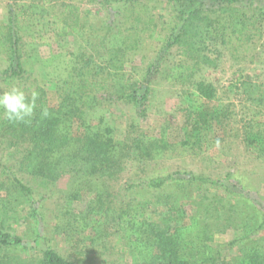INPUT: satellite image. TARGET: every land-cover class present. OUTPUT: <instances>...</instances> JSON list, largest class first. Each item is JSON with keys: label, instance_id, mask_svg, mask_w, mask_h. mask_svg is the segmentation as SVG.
Here are the masks:
<instances>
[{"label": "rangeland", "instance_id": "rangeland-1", "mask_svg": "<svg viewBox=\"0 0 264 264\" xmlns=\"http://www.w3.org/2000/svg\"><path fill=\"white\" fill-rule=\"evenodd\" d=\"M41 2L0 0V31L9 24L15 4ZM52 2L56 3V12H68L62 6L67 2ZM73 3L76 8L72 16L78 14L82 26L70 35L49 44L28 42L26 35L22 37L24 68L31 80L45 90L48 104L57 107L58 83L68 78L79 54L94 53L99 62L100 55L105 61L107 44L102 43L103 38L130 30L129 43L136 44L127 52L125 72L148 92L141 109L144 115H138L133 103H105L68 124L67 130L85 136L105 134L109 128L119 144L133 125L134 133L146 137L144 143L164 139L172 147L152 161L129 154L117 182L72 174L49 189L38 190L30 178L19 173L22 182L33 189L38 204L34 211L29 207L19 215L9 234L21 244L6 247L5 253L40 260L43 251L50 249L71 261L84 259L89 253L96 264H143L150 247L141 233L147 223L172 229L201 225L208 231L205 240H209L212 257L220 262L229 263L241 255L238 245L228 246L237 239L246 240L243 249L264 243V230L248 234L264 213V159L244 138L253 127L264 129V111L253 107L240 90L246 80L264 85V36H254L248 43L215 46L209 55L216 67L202 65L182 84L171 78L169 69L183 59L175 48L167 49L163 39H172L178 33L184 13L200 7L217 8L215 0H141L139 4L112 2L111 6H103L99 0ZM252 31L255 34L256 28ZM7 66V56L0 52V74ZM198 81L215 87L213 100L206 101L197 94L194 84ZM202 107L226 115L213 123L201 147L194 149L184 145V126L188 112ZM20 157L0 138L3 165L12 167ZM168 177L173 180L159 188L146 186L150 179ZM196 177L214 179L218 184H203ZM140 183H145L144 187L127 189ZM99 201L103 209L92 212L90 208H98ZM138 238L142 240L136 245ZM136 246L143 247L142 252Z\"/></svg>", "mask_w": 264, "mask_h": 264}, {"label": "trees", "instance_id": "trees-1", "mask_svg": "<svg viewBox=\"0 0 264 264\" xmlns=\"http://www.w3.org/2000/svg\"><path fill=\"white\" fill-rule=\"evenodd\" d=\"M63 1L68 3H62V6L67 7V13L56 12L57 6L52 0H42L38 4H15L10 13L9 24L1 27L0 31V52L6 54L8 62V66L0 74V91L7 90L15 83L26 92L30 93L34 89L39 93L37 107L30 122L13 123L0 115V138L5 139L9 147L21 156L12 167L3 165L0 161V264H96L89 253H86L89 256L84 259L73 261L50 249L43 251L40 260L5 253L6 247L21 244L9 234L18 222L19 215L29 207L34 211L38 204L33 199V189L22 182L19 173L30 178L38 190L49 189L52 184L72 174L117 182L125 170L129 154L135 153L141 159L152 161L172 147L164 139L144 143L143 139L146 140V137L138 132L134 133L133 125L128 128L125 139L119 144L114 141L113 132L109 128L105 134L96 132L85 136L80 133L72 134L67 130L68 124L105 103H133L138 108V115L143 116L144 111L141 109L148 92L140 89L126 75L127 52L135 49L136 41L129 43L132 39L128 35L130 30H125L103 38L102 43L107 44L105 61L100 55L99 62L94 53L90 56L79 54L68 78L58 83V106L54 108L48 104L47 93L31 80L24 68L25 42L22 37L26 35L28 42L49 44L55 38H64L82 26L78 14L72 16V10L76 8L73 3L75 0ZM80 1L90 4L98 2ZM140 1L99 0V3L111 6L112 2L139 4ZM152 1L146 0L147 3ZM215 1L218 3L217 8L200 7L184 13L180 18L178 33L172 39H163L166 48H175L183 59V63L169 69L171 78L178 83L188 82L202 65L215 68L216 61L209 55L214 53L215 46H226L234 41L248 43L254 36H264V6L261 5L264 0ZM253 28H256L255 34L252 33ZM185 63L194 64L187 66ZM194 87L202 99L211 101L215 98L216 89L211 83L198 81ZM240 90L253 107L264 111V85L246 80L241 83ZM44 109H47V116L42 115ZM225 115L218 109L208 110L204 107L189 111L184 126L187 135L184 145L200 148L205 141V134L212 130L213 123L225 118ZM244 136L245 142L256 148L258 155L264 159V129L253 127ZM13 167H16L17 172ZM169 180H173V177L150 179L146 186L159 188ZM195 180L203 184H218L214 179L205 177H196ZM144 184H130L127 189ZM100 202L98 208L91 207L90 210H102ZM244 227L248 231L247 220L244 221ZM262 230L264 213L260 222L248 234ZM141 233L150 246L143 264H264V243L243 249L242 244L245 245L246 240L241 239L228 245H238L241 251L239 257L229 263L213 258L208 247L209 240H205L208 231L196 223L175 229L169 225L153 227L147 223ZM141 240L138 238L135 244L139 245ZM136 248L142 252L143 247Z\"/></svg>", "mask_w": 264, "mask_h": 264}, {"label": "clouds", "instance_id": "clouds-1", "mask_svg": "<svg viewBox=\"0 0 264 264\" xmlns=\"http://www.w3.org/2000/svg\"><path fill=\"white\" fill-rule=\"evenodd\" d=\"M39 93L34 89L26 92L15 83L11 84L7 90L0 91V115L9 122H30L37 107ZM47 116V109L42 112Z\"/></svg>", "mask_w": 264, "mask_h": 264}]
</instances>
